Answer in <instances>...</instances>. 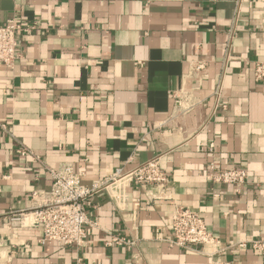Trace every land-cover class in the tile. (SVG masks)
Here are the masks:
<instances>
[{
  "label": "crops",
  "instance_id": "1",
  "mask_svg": "<svg viewBox=\"0 0 264 264\" xmlns=\"http://www.w3.org/2000/svg\"><path fill=\"white\" fill-rule=\"evenodd\" d=\"M11 17L36 28L0 66V264H263L234 245L264 238V0H0V24ZM200 60L207 75H189ZM157 155L169 199L98 194L87 244L42 241L32 197L51 169L70 163L90 185ZM211 162L248 181L211 182ZM176 203L203 215L220 252L170 244Z\"/></svg>",
  "mask_w": 264,
  "mask_h": 264
},
{
  "label": "built area",
  "instance_id": "2",
  "mask_svg": "<svg viewBox=\"0 0 264 264\" xmlns=\"http://www.w3.org/2000/svg\"><path fill=\"white\" fill-rule=\"evenodd\" d=\"M241 0H238V5ZM35 25H25L17 17L9 18L0 24V66L13 67L18 60V43L20 33L35 29ZM230 37H234L237 27L229 29ZM226 53V59L229 57ZM189 75H207L204 70L207 63L203 60L190 64ZM255 79L264 86V61L255 62ZM219 93V90H218ZM177 104L183 106L182 99L177 98ZM188 103V102H187ZM188 105L184 110H189ZM2 127L6 128L5 125ZM214 147V143L210 144ZM30 152L27 149L20 153ZM53 177L49 191H35L33 193L34 224L43 229L42 241H56L67 246L82 247L88 242V226H97L98 222L89 215V208L98 194H107L112 200H125L128 190L132 187H144L152 200H166L170 198L168 187L170 176L161 166V156L157 155L147 162L125 171L119 167L116 171L102 179L93 181L90 185L82 182V174L74 170L70 163H64L56 169L50 170ZM208 178L213 183L242 185L248 181L249 174L245 168L218 169L214 162L210 163ZM172 237L169 242L191 251H200L214 255L221 251L220 239L208 228L203 215L189 207L176 203L171 213ZM125 243L130 248L136 246L135 240H125L111 237L108 245ZM251 247L261 253L264 264V238L239 241L235 249ZM219 264H236L232 260H224Z\"/></svg>",
  "mask_w": 264,
  "mask_h": 264
}]
</instances>
